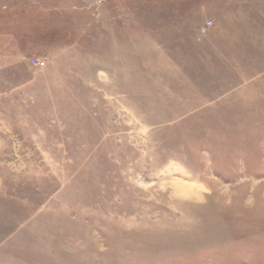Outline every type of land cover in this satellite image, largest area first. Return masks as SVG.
Masks as SVG:
<instances>
[{
  "label": "rangeland",
  "instance_id": "obj_1",
  "mask_svg": "<svg viewBox=\"0 0 264 264\" xmlns=\"http://www.w3.org/2000/svg\"><path fill=\"white\" fill-rule=\"evenodd\" d=\"M0 264H264V0H0Z\"/></svg>",
  "mask_w": 264,
  "mask_h": 264
},
{
  "label": "built area",
  "instance_id": "obj_2",
  "mask_svg": "<svg viewBox=\"0 0 264 264\" xmlns=\"http://www.w3.org/2000/svg\"><path fill=\"white\" fill-rule=\"evenodd\" d=\"M34 64H42V61L33 60Z\"/></svg>",
  "mask_w": 264,
  "mask_h": 264
}]
</instances>
